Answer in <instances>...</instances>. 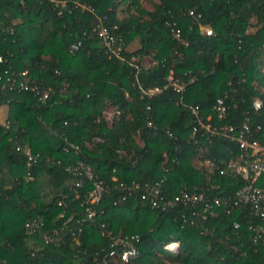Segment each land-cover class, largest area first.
<instances>
[{
  "label": "trees",
  "instance_id": "obj_1",
  "mask_svg": "<svg viewBox=\"0 0 264 264\" xmlns=\"http://www.w3.org/2000/svg\"><path fill=\"white\" fill-rule=\"evenodd\" d=\"M63 1L0 0V264H122L108 255L121 252L113 237L133 235L126 264H264V214L238 199L245 181L228 166L237 144L193 133L182 105L264 142V0ZM96 15L121 38L119 56L98 38ZM170 71L186 84L182 101L171 89L140 97ZM70 143L78 153L64 151ZM26 149L38 155L30 167ZM79 162L105 186L92 219L80 205L91 182L74 188L66 169ZM160 181L154 206L142 195ZM181 190L202 192L201 204H173ZM33 221L41 228L29 234ZM172 241L176 251L164 248Z\"/></svg>",
  "mask_w": 264,
  "mask_h": 264
},
{
  "label": "built area",
  "instance_id": "obj_2",
  "mask_svg": "<svg viewBox=\"0 0 264 264\" xmlns=\"http://www.w3.org/2000/svg\"><path fill=\"white\" fill-rule=\"evenodd\" d=\"M53 1V0H52ZM60 2V1H59ZM57 1V3H59ZM66 1L61 0L62 6H64ZM90 10V9H89ZM93 11L94 10H90ZM97 17V25L94 30L102 42V44L112 53L117 56L120 55L122 50V40L120 37L114 35L113 31L109 29L106 16H98ZM202 30L207 34H212V30L208 26H204ZM17 85L19 88L27 89V86L23 82H18ZM186 84L181 81L178 77L174 76L173 72L170 71L166 77L165 86L162 87H152V88H143L141 85L139 86L140 97L151 98L157 94L163 92L164 89H171L175 93L179 94L180 101H182V96L185 91ZM5 88V84L2 85V89ZM38 94H40L38 92ZM49 97V91H43L40 95V99H45ZM183 106L188 107L190 109V113L193 116V133L200 131L202 134L207 135H220L223 136L229 141H232L237 144L239 153L235 156L233 160L230 161L229 167L232 168V174L240 176L245 184L242 188L237 191L238 199L242 202H250L252 204V208L255 209V213L264 214V191L258 187L257 182L259 178L264 174V142L261 143L258 139H250L248 138V128L244 126V128L237 130L233 126H223L221 129H218L215 126L206 123L201 114V110L198 106H191L182 103ZM255 107L260 106V102L258 100L254 103ZM149 108V107H148ZM226 107L223 104L222 100H217L216 112L217 117L222 119L225 116ZM113 112L107 113V118H112ZM150 120V119H149ZM150 125V121L148 123ZM65 152H73L78 153L79 147L74 144H68V146L64 147ZM26 154L28 156L27 166L30 167L33 162L36 160L38 155H33L29 149H26ZM205 167L209 172H212L215 168V164L210 159L204 160ZM66 169L77 176V179L74 183V188H81L88 180L91 182V188L85 193L80 205L83 207V213L85 218L92 219L98 213V204L103 196V192L105 191V186L101 180H98L96 176H94L92 169L89 165L79 162L77 166H68ZM219 172L224 173V169H220ZM122 185V184H120ZM164 186V181H160L153 186H145V193L142 195L144 198L147 194L149 196H153V205H158L157 202L162 200L160 196L161 187ZM122 199H125L123 197ZM203 199V193L194 190L187 191L181 190L174 198L173 204L183 203L190 205H200ZM220 199H215L216 204H220ZM59 205L64 204L62 201L58 202ZM169 204V203H167ZM205 208H210L208 204H205ZM63 214L60 213V216ZM72 218V216H70ZM84 217L77 219L78 223H83L85 220ZM40 222L33 221L31 223H26V232L31 234L36 229L41 228ZM81 231V228L79 229ZM43 238L48 242L51 241L53 236H49L44 234ZM56 239V238H54ZM139 238L137 235L133 236H118L113 237L114 245L118 246L121 250L120 254L117 253L116 250H111L109 252V256H118L121 259L122 264H126L129 258L137 253L135 248V243L138 242ZM179 243L176 241L169 242L164 245V248L170 251H176L178 249ZM105 264V263H104Z\"/></svg>",
  "mask_w": 264,
  "mask_h": 264
},
{
  "label": "crops",
  "instance_id": "obj_3",
  "mask_svg": "<svg viewBox=\"0 0 264 264\" xmlns=\"http://www.w3.org/2000/svg\"><path fill=\"white\" fill-rule=\"evenodd\" d=\"M109 112H111V111H109ZM109 112L105 113L106 116H107V113H109ZM7 115H8V106H6V105L0 106V123H5L6 122ZM40 175H41V173H40ZM42 176H41V178H43Z\"/></svg>",
  "mask_w": 264,
  "mask_h": 264
},
{
  "label": "rangeland",
  "instance_id": "obj_4",
  "mask_svg": "<svg viewBox=\"0 0 264 264\" xmlns=\"http://www.w3.org/2000/svg\"><path fill=\"white\" fill-rule=\"evenodd\" d=\"M143 4H145V6H147V7L149 6V4L146 3V1H144Z\"/></svg>",
  "mask_w": 264,
  "mask_h": 264
}]
</instances>
